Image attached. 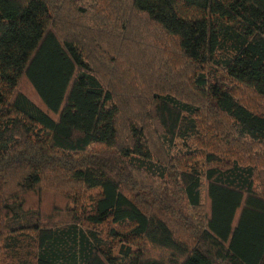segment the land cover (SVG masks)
Listing matches in <instances>:
<instances>
[{
	"label": "trees",
	"instance_id": "obj_1",
	"mask_svg": "<svg viewBox=\"0 0 264 264\" xmlns=\"http://www.w3.org/2000/svg\"><path fill=\"white\" fill-rule=\"evenodd\" d=\"M0 264H264V0H0Z\"/></svg>",
	"mask_w": 264,
	"mask_h": 264
},
{
	"label": "rangeland",
	"instance_id": "obj_2",
	"mask_svg": "<svg viewBox=\"0 0 264 264\" xmlns=\"http://www.w3.org/2000/svg\"><path fill=\"white\" fill-rule=\"evenodd\" d=\"M51 210V209H50Z\"/></svg>",
	"mask_w": 264,
	"mask_h": 264
}]
</instances>
